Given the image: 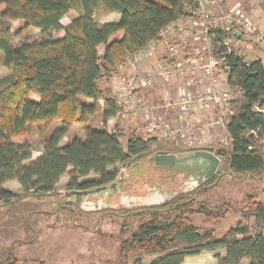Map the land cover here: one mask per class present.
<instances>
[{
  "label": "trees",
  "instance_id": "trees-1",
  "mask_svg": "<svg viewBox=\"0 0 264 264\" xmlns=\"http://www.w3.org/2000/svg\"><path fill=\"white\" fill-rule=\"evenodd\" d=\"M71 5L79 17L65 27L62 21ZM196 7V0H0L4 26L0 53L11 74L0 82V203L10 205L13 200L50 194L65 175L70 177L69 190L105 186L119 178L118 166L149 154L158 145L156 139L146 140L134 133L125 152L118 132L90 126L100 112L104 127L122 112L110 89L102 90L99 82L111 81L118 66L151 42H161V32L191 17ZM101 13L118 15L119 20L101 24ZM10 21L22 22V30H39L48 38L15 48ZM54 34L63 37L52 38ZM232 36L217 30L211 38L226 53L228 85L241 91L226 123L231 149L220 157L226 159L232 174L255 176L264 171V63L260 59L246 63L236 52L227 53L223 44ZM100 48H104L103 56ZM56 123L60 126L46 138L42 155L35 159L32 148L20 141L29 127H40L44 137ZM76 126L84 129L85 137L74 136L63 144ZM91 175L95 179L87 180ZM10 182L20 185L21 197L5 189ZM188 196L143 209L152 218L120 245L121 257L125 260L132 253L143 252L150 258L157 256L150 264H184L187 258L222 249L224 256L215 255L218 264H264V202L249 201L242 215V220H255L251 230L240 221L217 238L214 231L201 232L184 218L192 213L202 214L208 221L219 218L203 206L194 211ZM177 242H183L185 248L177 249Z\"/></svg>",
  "mask_w": 264,
  "mask_h": 264
},
{
  "label": "rangeland",
  "instance_id": "rangeland-1",
  "mask_svg": "<svg viewBox=\"0 0 264 264\" xmlns=\"http://www.w3.org/2000/svg\"><path fill=\"white\" fill-rule=\"evenodd\" d=\"M241 2L246 5V8L243 11H239L242 12L245 18L253 22L256 34L253 36L242 35L241 38L232 36V39L229 40L230 48L233 52L239 54L246 63H252L260 58L264 60V41H257L260 36L264 37V0H241ZM78 17V11L71 5V12L63 19L62 24L67 27ZM117 18L118 15L104 16L101 13L100 23H111ZM9 25L13 36L12 45L15 48L34 44L48 38L39 30H22V22L10 21ZM2 27L4 26L0 22V30ZM62 37L63 34L52 35V38L55 39ZM213 45L215 49L220 50L221 47L217 42H213ZM99 54L103 56L104 49H100ZM2 55L0 53V82L8 79L11 75L3 65ZM128 62L135 61L129 57L125 63ZM153 72L150 71L140 77L117 75L111 81L101 80L99 86L104 91L110 89V96L115 98L121 107H124V98H121L118 94L119 90L115 91V88L122 89L121 87L123 86L119 85L121 79H139L145 76L148 77L147 75ZM155 80L156 78L153 79V82ZM153 82L134 92V97L137 100V109L135 111L130 112L125 117L122 109V112L115 119L110 120L106 127L103 125L102 113L100 112L90 124L93 128H106L110 133L118 132L125 152H127L131 135L134 133L146 140L156 139L158 141V145L153 147L151 152L144 158L128 165L117 167L119 177L126 176L127 172L131 175L126 183H128V188L131 187L132 193L117 198L112 197L109 207L97 212H88L77 207L75 203L67 201L66 193L69 191L70 177L65 175L55 191L50 194H38L13 200L8 206L0 203V264H8L14 260H17L18 264H137L138 262L150 264L157 258V256L150 258L143 252H136L130 254L124 260L119 252L120 245L130 239L133 232L141 224L152 218L150 212L143 210L151 208V206L136 207L133 206L134 202L131 200H146L150 196L152 187L159 188V190L164 192V195L168 191L177 193L184 187L182 175H176L173 179L161 176L153 172L148 160L151 155L159 151L183 153L201 149L205 146H211L210 148L215 151L230 150L231 139L226 129V123L229 117L233 115L232 105L241 96V91L237 87H230L226 90L220 88L222 91H229L231 96L229 106L222 111L214 106L198 110L203 113L213 108L220 115L219 119L214 121L218 125L211 123V127L208 129L209 133L206 134L204 139H202V135L198 136L194 130L195 128L193 129L195 143L191 145L187 137H180L181 139L179 138L180 142L178 143L162 138L167 136L169 139L170 135H173V130L175 129L173 124H170L171 131L160 124H162L161 119L168 117L169 112L172 113L171 111H173H169L166 108V104L175 101L177 97L165 100L162 103H157V98H154L148 100L146 106L139 104L136 92L149 89ZM1 89L2 86H0ZM144 109L154 110L152 112V121L145 116L143 113ZM177 115L182 116L181 113ZM151 122L157 127L155 133L149 130L150 127L148 128ZM163 123L168 124L166 120ZM59 126L58 123L54 124L44 137L40 136L38 131L40 127H29L27 134L20 143L30 146L34 151V158L37 159L42 155L46 138ZM182 126H186V124ZM74 136L84 138V129L78 126L74 127L70 131L69 138H66L63 144ZM261 145L263 147L261 151L264 154V143ZM221 160L222 165L216 177L200 189L197 188L194 192L189 193L186 198L193 199L192 209L194 211H197L201 206L206 207L218 215V220L208 221L204 215L196 213L184 215V218H188L201 232L212 230L217 238L223 237L231 229L236 228L240 221L251 230L255 226V220H242V215L246 213L249 201L264 202V171L255 176L232 174L225 164L226 159L223 158ZM134 171L136 173L133 174ZM173 172L176 173L175 170ZM184 172L186 176L188 169ZM92 179H95V175L87 178V180ZM5 186V189L12 191L16 196L21 197L23 195V190L17 182H10ZM126 196L130 199L123 203L122 198ZM102 199L103 197L101 196L94 197L91 200L93 203L98 204L102 202ZM176 199L175 197L168 198L170 201L168 202L167 200V202L170 203ZM160 214L168 216L164 212ZM169 217L171 216L169 215ZM175 247L181 250L185 248V245L183 242H177ZM223 251L219 249L214 253L211 252L212 254L203 252L200 256L187 258L184 264H218L215 255L223 253ZM213 254L214 256H212ZM242 264H249V262L243 261Z\"/></svg>",
  "mask_w": 264,
  "mask_h": 264
},
{
  "label": "built area",
  "instance_id": "built-area-1",
  "mask_svg": "<svg viewBox=\"0 0 264 264\" xmlns=\"http://www.w3.org/2000/svg\"><path fill=\"white\" fill-rule=\"evenodd\" d=\"M197 7L191 11V17H188L192 26L195 28V42L200 44L193 55L189 59L179 58L178 42L187 43V38L183 29L176 31V28H166L160 34L161 39L165 40L167 45V54L169 62L167 65L148 74V77L122 78L119 82L124 98L122 107L124 116L137 109V100L134 92L140 88L146 87L153 82L154 78H160L165 82H170L174 77L181 79L187 87H197L200 85H208L207 89L200 93H193L186 88L178 89V97L175 101L166 104V108L177 113H181L182 117L189 115L192 110H204L207 107L214 106L220 111L226 109L230 102L231 96L229 91H222L217 81V75L226 73L228 70L226 53L213 46L212 33L217 30L230 32L236 38L242 35H255L256 29L253 22L245 18L239 10H225L224 0H196ZM235 27H234V26ZM175 32L176 36L170 35ZM257 41H264V37L260 36ZM230 41L224 42L223 46L227 53L233 52L230 48ZM156 41L151 42L147 47L133 54L131 59L135 62L140 61L143 57L151 56L152 49ZM129 59V58H128ZM227 74V73H226ZM201 94V95H200ZM154 110L144 109L145 116L152 121V112ZM161 119V126L171 131L170 125H165ZM150 124V131L156 132L157 127ZM173 135L170 139L177 142L179 138H188L189 144L195 143V136L192 127L175 126ZM166 133V132H165ZM180 138V139H181Z\"/></svg>",
  "mask_w": 264,
  "mask_h": 264
},
{
  "label": "water",
  "instance_id": "water-1",
  "mask_svg": "<svg viewBox=\"0 0 264 264\" xmlns=\"http://www.w3.org/2000/svg\"><path fill=\"white\" fill-rule=\"evenodd\" d=\"M239 38H241L239 36ZM225 150L215 151L213 148L196 149L190 152L183 153H168L166 151H159L150 157L149 165L153 172L170 178H175L176 175H182V182L184 187L177 193L168 191L164 192L159 188L152 187L150 189V196L146 200L132 199L133 206H148L163 205L168 203V198H179L183 195L194 192L197 188H201L210 180L214 179L219 172L222 165L220 154ZM188 172L185 176V170ZM176 171L173 172V171ZM126 173V172H125ZM136 173L135 171L133 174ZM127 172L126 176L119 177L116 181L101 187L90 190H69L66 193L67 201L75 203L77 207L82 210L92 212L101 211L105 207H109L110 199L117 198L122 195H129L131 187L128 188L127 180L130 178ZM133 188V187H132ZM130 190V191H129ZM173 195V197H172ZM103 197L102 202L93 203L91 200L94 197ZM122 202L126 203L130 198L128 196L122 198ZM168 200V202H167ZM103 204V205H102Z\"/></svg>",
  "mask_w": 264,
  "mask_h": 264
},
{
  "label": "crops",
  "instance_id": "crops-1",
  "mask_svg": "<svg viewBox=\"0 0 264 264\" xmlns=\"http://www.w3.org/2000/svg\"><path fill=\"white\" fill-rule=\"evenodd\" d=\"M245 8H246V5L243 4L241 0H224V9L226 10H240V11L242 10L243 11V9L245 10ZM118 18L115 19V21L113 22H117L119 20ZM168 28H176V31H178L179 29L184 30V34L187 38V43L185 44V43H181L177 41V44L180 50L179 58L189 59L193 55L194 51L198 47H200V44L195 42V31L196 30L192 26L190 19L182 18L176 21L175 23L171 24ZM170 35L173 36V38H175L176 33L171 32ZM100 49H104V48H100ZM151 52H152L151 56L143 57L140 61L128 62V63L118 66L116 73L113 76L112 80H114L115 77H117V75L119 76L125 75L127 77H140V76L147 74L150 71H158L159 69L164 68L169 62L168 54H167V45H166L165 40L162 39L161 42H156V44L154 45V49H152ZM260 60H262L264 63V60L262 58H260ZM217 81L221 89L226 90L230 88V86L227 83L226 73L218 74ZM207 87H208L207 84L200 85V86L193 87V88L187 87L185 83L177 77L173 78L168 83L163 81L160 78H157L153 82V85L149 87V89H143V90L136 92L137 93L136 96L139 99V104L146 106L148 103V100H151L154 98H157L156 100L157 103L159 102L162 103L165 100L178 97L179 88H186L187 90H190L193 93H200V92L205 91ZM118 90H119L118 94L122 98L123 94L121 92V89L115 88V91H118ZM171 112L172 113L169 112L168 117L163 118V120L167 121L168 125L173 124V126L175 127V126H182L183 124H186V125L189 124L192 127V129L195 128L194 130L196 131L199 137L200 135H202L201 136L202 139H204L206 134L209 133L208 129L211 127V123L217 124V122H214V121H217L220 115L218 114V111H216L213 108H210L203 113L198 111L197 109H194L189 115H186L183 117L177 115L178 113L175 111H171ZM149 127L150 126H148V128ZM162 138L172 141V139L170 138L168 139L167 136L162 137ZM208 147H211V146H205L204 148H208ZM204 148H201V149H204ZM220 254L224 256L225 251H223V253H220ZM212 256H214V254Z\"/></svg>",
  "mask_w": 264,
  "mask_h": 264
}]
</instances>
